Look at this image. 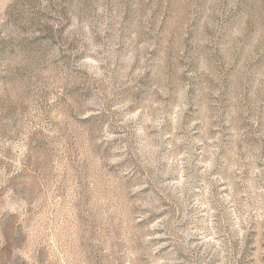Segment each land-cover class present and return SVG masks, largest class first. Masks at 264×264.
Segmentation results:
<instances>
[{
	"label": "rangeland",
	"instance_id": "rangeland-1",
	"mask_svg": "<svg viewBox=\"0 0 264 264\" xmlns=\"http://www.w3.org/2000/svg\"><path fill=\"white\" fill-rule=\"evenodd\" d=\"M0 264H264V0H0Z\"/></svg>",
	"mask_w": 264,
	"mask_h": 264
}]
</instances>
